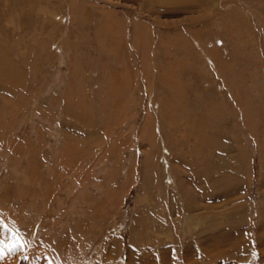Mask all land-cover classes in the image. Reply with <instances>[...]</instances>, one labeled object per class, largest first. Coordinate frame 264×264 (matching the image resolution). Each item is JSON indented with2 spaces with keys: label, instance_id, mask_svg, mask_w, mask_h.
<instances>
[{
  "label": "rangeland",
  "instance_id": "obj_1",
  "mask_svg": "<svg viewBox=\"0 0 264 264\" xmlns=\"http://www.w3.org/2000/svg\"><path fill=\"white\" fill-rule=\"evenodd\" d=\"M0 264H264V0H0Z\"/></svg>",
  "mask_w": 264,
  "mask_h": 264
},
{
  "label": "bare ground",
  "instance_id": "obj_2",
  "mask_svg": "<svg viewBox=\"0 0 264 264\" xmlns=\"http://www.w3.org/2000/svg\"><path fill=\"white\" fill-rule=\"evenodd\" d=\"M133 1V0H132ZM143 1V0H142ZM163 1V0H162ZM170 2L171 0H164V2ZM175 1H177V0H175ZM184 1V0H183ZM142 3V2H141ZM163 3V2H162ZM166 4V3H165ZM165 4H164V6H165ZM186 4V3H185ZM145 39V38H144ZM60 80V79H59ZM5 84V83H4ZM71 107V106H70ZM69 106H68V108H70ZM65 110V109H64ZM66 111V110H65ZM76 111V110H75ZM247 111V110H246ZM75 115H76V113H75ZM79 115V114H78ZM196 182V181H195ZM197 183H198V181H197Z\"/></svg>",
  "mask_w": 264,
  "mask_h": 264
}]
</instances>
